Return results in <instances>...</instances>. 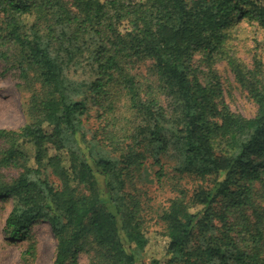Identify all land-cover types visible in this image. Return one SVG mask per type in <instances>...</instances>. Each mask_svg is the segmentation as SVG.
Returning a JSON list of instances; mask_svg holds the SVG:
<instances>
[{
  "label": "trees",
  "instance_id": "1",
  "mask_svg": "<svg viewBox=\"0 0 264 264\" xmlns=\"http://www.w3.org/2000/svg\"><path fill=\"white\" fill-rule=\"evenodd\" d=\"M240 21L264 32V0H0V60L43 94L29 123L0 130L7 240L41 221L51 264L87 247L90 264H137L135 250L148 264H264V78L226 57L256 105L245 118L218 99L212 69ZM92 108L101 123L87 139ZM145 161L157 180L169 167L191 185L176 186L160 231L126 192Z\"/></svg>",
  "mask_w": 264,
  "mask_h": 264
},
{
  "label": "rangeland",
  "instance_id": "2",
  "mask_svg": "<svg viewBox=\"0 0 264 264\" xmlns=\"http://www.w3.org/2000/svg\"><path fill=\"white\" fill-rule=\"evenodd\" d=\"M70 3L71 0H66ZM227 56L217 62L213 67L216 81L221 90L222 100L235 114L245 118H251L256 112V105L250 98L247 90L238 81L232 68L227 62L231 58L240 68V72L250 79L249 76L264 78V32L255 24L240 21L235 25L230 40L227 42ZM193 66L207 73V66L200 61L199 56L193 59ZM143 71V69H142ZM32 77V76H31ZM41 97L42 91L38 83L30 80L27 84L18 79V74L0 60V130L17 131L34 114L30 112L29 102L32 95ZM97 109L92 108L83 118V125L87 131L86 138L101 123L97 119ZM4 143L0 141V149ZM157 168L150 161L132 173L133 177L128 184L126 192L134 198L139 209V219L143 221L146 231H160L163 226L159 220L161 212L168 206L176 195V186L189 189L190 182L177 180L170 168L166 169V175L161 181L155 177ZM3 176L10 181L15 179L20 170L12 167L2 169ZM51 183L57 184L52 175L48 176ZM12 200L0 199V264H51L54 258L56 242L52 236L50 227L41 221L31 224L26 240H7L4 232V223L11 209ZM32 249V250H31ZM88 252L78 255L76 264H90L94 252L88 248ZM31 250L30 254L27 251ZM137 264H148L135 250Z\"/></svg>",
  "mask_w": 264,
  "mask_h": 264
}]
</instances>
